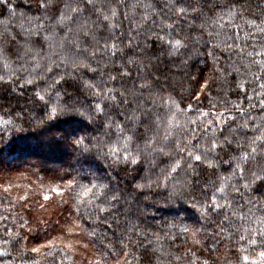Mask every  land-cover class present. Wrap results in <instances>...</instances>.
Segmentation results:
<instances>
[{"label": "snow or ice", "instance_id": "1", "mask_svg": "<svg viewBox=\"0 0 264 264\" xmlns=\"http://www.w3.org/2000/svg\"><path fill=\"white\" fill-rule=\"evenodd\" d=\"M0 17V93L24 100L0 114V264L264 249V0H0ZM65 148L55 182L27 159Z\"/></svg>", "mask_w": 264, "mask_h": 264}, {"label": "trees", "instance_id": "2", "mask_svg": "<svg viewBox=\"0 0 264 264\" xmlns=\"http://www.w3.org/2000/svg\"><path fill=\"white\" fill-rule=\"evenodd\" d=\"M248 2L252 5L253 8H255V6L257 5V3H259V0H248ZM13 3L15 4H22L23 0H13ZM3 18V17H0ZM237 23H241V21H237ZM235 31V30H233ZM240 35L242 36L243 33L241 32ZM249 44H251V41L248 42ZM180 89L179 87L176 88V93H179ZM212 95H216L215 89L213 88L212 90ZM185 99H187V97H185ZM8 100H11V105H9L7 103ZM24 100H19L17 101V99L15 97H9L6 93H0V105H3L2 108H0V114H4V110L8 109V108H16L19 105H23ZM195 103V102H193ZM201 105L204 107H207L208 101L207 99L202 100ZM23 135L25 136H33V131L30 132H26L23 133ZM41 139V138H39ZM28 160L31 161H43L46 164V169L43 170L40 175L44 177L45 182H48L49 180H52L53 182H55V178L57 177L59 171L62 168H66L68 166V163L71 160V150L68 148H65L61 153H58L56 155H44V154H40V153H36L34 155H31L27 158ZM101 167H103L102 163H101ZM122 175V174H121ZM32 179H36L35 176L32 177ZM19 210V209H17ZM67 215V213H60L59 215L54 214L52 216L53 220L56 219H60L61 222H63V217ZM0 223H6V222H0ZM55 234V230H53V233ZM0 238H2V232H0ZM233 240L238 241V237H233ZM229 243V242H226ZM244 246L247 251L244 253L245 255H249V257L251 259H256L257 258V253L261 250L260 247L258 246H249L247 245L246 241H242L236 243V244H231L229 245L228 248H225L224 245H221V252H220V256L222 259H233L235 260V252H236V248L238 246ZM0 247H4V245H0ZM227 253V256H225L224 254ZM15 255V253L13 252L11 256L6 257L5 259H12V257ZM216 254H214L215 257ZM89 258L88 253H85V256L82 258L80 256H76L74 257L75 260H81L83 259V264H87V260ZM251 259L249 262H241V264H251Z\"/></svg>", "mask_w": 264, "mask_h": 264}, {"label": "clouds", "instance_id": "3", "mask_svg": "<svg viewBox=\"0 0 264 264\" xmlns=\"http://www.w3.org/2000/svg\"><path fill=\"white\" fill-rule=\"evenodd\" d=\"M44 134L45 133L43 132V130H35V131H33V137L35 138L34 139V143H47V141H42V140L39 139ZM161 191L163 192V190H161ZM163 195L166 196L167 193L164 192ZM162 204H163V199L161 200V205H153V208L151 210H155V208L162 207Z\"/></svg>", "mask_w": 264, "mask_h": 264}]
</instances>
